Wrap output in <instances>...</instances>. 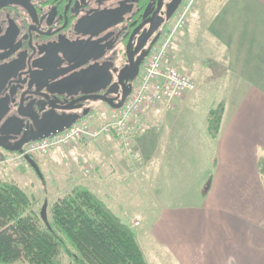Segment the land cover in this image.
I'll list each match as a JSON object with an SVG mask.
<instances>
[{"label":"crops","instance_id":"crops-1","mask_svg":"<svg viewBox=\"0 0 264 264\" xmlns=\"http://www.w3.org/2000/svg\"><path fill=\"white\" fill-rule=\"evenodd\" d=\"M213 3L203 32L215 94L197 93L204 76L199 69L196 89L173 108L148 107L135 158L111 134L51 153L70 161L74 181L126 222L140 218L133 228L148 264H264V0ZM191 29L189 19L175 35L179 65L198 60L184 52ZM190 67L186 62L184 70ZM196 101L201 112L184 114ZM218 105L222 120L214 137L208 117ZM74 151L95 162L96 172L86 176L75 168Z\"/></svg>","mask_w":264,"mask_h":264},{"label":"flooded vegetation","instance_id":"flooded-vegetation-1","mask_svg":"<svg viewBox=\"0 0 264 264\" xmlns=\"http://www.w3.org/2000/svg\"><path fill=\"white\" fill-rule=\"evenodd\" d=\"M172 0H0V70L5 64L19 59V66L16 72H12L8 77L1 81L0 77V101L9 98L10 110L6 117L19 115L18 109L22 107L25 111L32 113L40 119L42 115L51 110V104H68L74 101L73 105L83 104L82 108L64 109L56 108L58 113H77L82 115L83 109L89 107L90 111L85 115L91 114L94 110V102H103L102 100H77L84 94L79 93L74 96H60L63 103L55 100L53 95L43 96L35 94L39 84L34 80H29L31 71L33 74H40V68L33 66V61L37 57L49 55V63L54 60L52 47L55 43L72 41H98L100 43L112 44L106 55L95 61L91 60L84 66L75 68L78 71L96 62H102L105 59L111 60L114 66L121 69L128 63L127 44L130 36L139 25L144 24L139 34L134 37L135 46L138 36L146 28L150 27L149 20L153 18L154 12L158 11L157 16L164 18L158 30L149 38L147 44L142 48L149 50L144 61L150 54V51L158 40L152 44L156 35H160L163 27L168 24L175 14L167 19V8ZM184 0H182L181 4ZM180 4V6H181ZM179 6V7H180ZM179 9V8H178ZM108 10L114 14H119L121 22L112 26L108 30L99 33L95 30L90 32V20L99 15L100 11ZM108 37L107 40L101 39ZM36 48V53L30 47ZM141 51L136 56L140 55ZM123 59V60H122ZM143 61V63H144ZM55 63V62H54ZM53 63V64H54ZM67 66V65H66ZM14 71V70H12ZM116 81L114 78L113 82ZM30 90L29 99L21 102L22 93ZM44 92V90H42ZM41 91V92H42ZM107 90H101L97 94H104ZM121 92L108 94L116 98ZM33 101V102H32ZM32 102V104H30ZM30 104V105H29ZM44 110H40L41 106ZM25 123L30 127L34 126V120L31 116H21ZM84 117V116H83ZM15 141H12L14 143ZM0 148H2L0 146Z\"/></svg>","mask_w":264,"mask_h":264},{"label":"trees","instance_id":"trees-1","mask_svg":"<svg viewBox=\"0 0 264 264\" xmlns=\"http://www.w3.org/2000/svg\"><path fill=\"white\" fill-rule=\"evenodd\" d=\"M221 120L218 105L208 117L214 137ZM48 220L18 185L0 178V264H68L65 255L73 264H148L133 225L87 186L56 199Z\"/></svg>","mask_w":264,"mask_h":264},{"label":"water","instance_id":"water-1","mask_svg":"<svg viewBox=\"0 0 264 264\" xmlns=\"http://www.w3.org/2000/svg\"><path fill=\"white\" fill-rule=\"evenodd\" d=\"M181 2L182 0L171 1L167 8V19H170L175 14ZM158 11L154 12L153 18L149 20L151 22L150 27L146 28L138 36L136 46L133 39L139 34L146 22L136 27L131 34L127 44L128 63L121 69L114 66L111 60L105 59L102 62H96L78 71H73L75 68L86 65L91 60L97 61L103 58L107 50L113 47L112 44L108 45L107 43H100L98 41L55 43L52 47V53L54 55V61L52 63H49V55L37 57L33 61V66H38L41 72L40 74L34 75L33 71H31L29 80H34L39 84L38 90L34 93L43 96L53 95L55 100L61 103L64 100H61L60 96H74L83 93L84 95L77 100H102L112 108L122 107L131 93L133 81L137 78L144 58L149 52V50H141L164 20V18L157 16ZM119 16V14H114L108 10L100 11L98 16L88 22L90 24L92 23V25H89L90 32L95 30V32L99 33L119 24L122 20H120ZM107 38L104 37L101 40L104 41ZM158 38L159 35H156L152 44ZM30 47L34 50L33 56L36 53V48ZM140 51V55L136 56ZM19 62V59H15L4 65L2 70H0L1 81H3L7 74L8 77L12 72L17 71ZM114 78H116L115 82H113ZM120 88L121 92L118 97L113 98L108 95L111 92L118 93ZM101 90L107 91L104 94H97ZM29 93H31L30 90L22 93L21 102L29 99ZM9 102V98L0 101V146L5 150L20 153L23 152L24 146L29 142L48 137L69 128L90 111L89 107L83 109L82 115L77 113H58L56 111L57 107L64 109L83 107V104L74 106V101H72L68 104H51V110L45 112L40 119L32 115L31 111H25L22 107L18 109L19 115L6 117L10 110ZM44 109L45 106L42 105L40 110L42 111ZM21 116H31L34 120V126L30 127L26 124L25 119ZM12 141L15 142L12 143ZM25 159L43 179L44 175L36 159L29 154L25 155ZM47 207L48 202L46 201L42 207L41 216L46 223H49Z\"/></svg>","mask_w":264,"mask_h":264},{"label":"rangeland","instance_id":"rangeland-1","mask_svg":"<svg viewBox=\"0 0 264 264\" xmlns=\"http://www.w3.org/2000/svg\"><path fill=\"white\" fill-rule=\"evenodd\" d=\"M209 1L210 0H184V2L182 3V7L175 14L174 18L163 27L158 38V42L160 38H164L161 37L163 36V33L169 31L170 28H173L175 24L178 23L179 16L181 15V12L184 10V7L189 6L184 21L180 23L179 27L176 29V31L173 34V38L171 41V49H170L171 57L169 62L171 65L177 66L179 69L190 73L193 76L195 82H199L198 70L199 69L203 70L204 76L201 81L200 87L197 90V93L200 92L203 96L213 95L217 92L216 91L217 81L215 80V76L212 73H210L211 65L208 62L205 63L204 60L207 59L205 56L210 53V49H211L209 47V44L207 43L208 37L203 32V29L207 23L205 21L204 14L205 13L207 14L208 12ZM219 1L220 0H216V1L214 0L213 4H216ZM189 19H190V25L192 26L191 29L192 35L191 37L185 38L188 39V41H186L185 43L184 52L187 55V56L185 55L187 57L186 59L192 56H196L198 57V60H196V58L195 59L190 58L189 61H182L180 62L179 65L174 60L175 53L173 52V45L175 43V35L179 29L182 30L188 26ZM201 35H203L204 37H200ZM155 45H157V43ZM180 50L182 51L183 49L181 48ZM186 62L191 66L190 67L191 70L190 69L184 70V66ZM196 103L197 101L194 104L192 103L191 106L189 107V110L186 111L184 114L192 115V113H194L195 111L197 113L201 112V108L199 104ZM162 105H165V103H162ZM92 107L94 111L91 114L87 115V117L88 118L90 117L93 120L92 121L93 126H98L99 122H101V119L105 120L106 118L104 117L109 115V111L111 110V107L107 103H103V102H94ZM176 112L179 113L178 110H173L171 113H176ZM100 115L102 117L99 120V118L97 117H99ZM105 134L115 135L113 133H104L97 138L82 139L81 141L72 145L56 146L54 148L49 149L46 152H38V151L33 152L31 155L35 156L36 161L40 165L41 171L44 175V179H42L37 174L34 168L26 161L24 156L20 155L19 152H12L5 150L4 148H0V178L15 183L24 192H26V194L30 197L32 201L33 208L39 213V215L41 214V210L44 203L47 201L48 202L47 216L49 219L51 213V205L55 202V200L69 193L75 185L81 184L74 181V173L71 172L73 171V165L71 164V162L62 160L60 156L58 157L57 160H55L51 153L60 149L74 150L80 143L84 141L85 142L97 141L101 136ZM117 143L118 144L116 145H118L119 148L123 150L118 139H117ZM30 146L31 144H27L25 148L29 149ZM65 152L62 151V155L67 154ZM73 154H74L73 160L75 159V163H74L75 168L83 171L86 176L92 175L93 173L96 172L97 166L95 162L90 160L84 162V159L81 158V155L78 151H74ZM129 220L130 223L134 226V222L139 221L140 218L137 217L135 219H129ZM144 225H146L145 221L142 222L140 228H143ZM65 260L66 263L73 264V261L69 259L68 255H65ZM17 264H31V263L27 259H24L23 261Z\"/></svg>","mask_w":264,"mask_h":264},{"label":"built area","instance_id":"built-area-1","mask_svg":"<svg viewBox=\"0 0 264 264\" xmlns=\"http://www.w3.org/2000/svg\"><path fill=\"white\" fill-rule=\"evenodd\" d=\"M181 7L182 4L179 9ZM188 7H184L178 23L164 32L161 36L164 38H160L157 45L150 51L122 107L111 108L109 115L105 117V120H101L98 126H93V120L84 116L63 131L29 142L30 148H25L26 144L23 152H19L20 155L25 158L26 154L31 155L35 151L46 152L56 146L72 145L82 139H92L104 133H113L117 136L124 152L129 157L135 158V141L144 131L146 109L158 103H165L168 108H173L176 99L186 96L197 87L190 73L169 62L173 34L184 21ZM138 224L139 221L134 222V225Z\"/></svg>","mask_w":264,"mask_h":264}]
</instances>
